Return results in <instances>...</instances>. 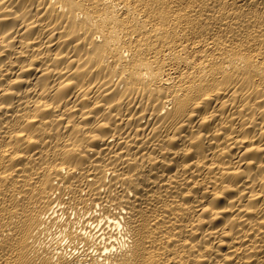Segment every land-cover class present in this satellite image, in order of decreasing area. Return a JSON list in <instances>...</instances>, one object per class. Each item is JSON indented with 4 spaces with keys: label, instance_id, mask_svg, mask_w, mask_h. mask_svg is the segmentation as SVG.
Masks as SVG:
<instances>
[{
    "label": "bare ground",
    "instance_id": "obj_1",
    "mask_svg": "<svg viewBox=\"0 0 264 264\" xmlns=\"http://www.w3.org/2000/svg\"><path fill=\"white\" fill-rule=\"evenodd\" d=\"M0 264H264V0H0Z\"/></svg>",
    "mask_w": 264,
    "mask_h": 264
}]
</instances>
